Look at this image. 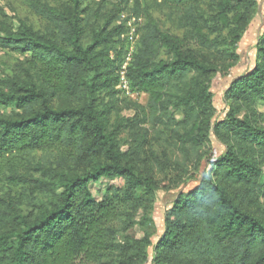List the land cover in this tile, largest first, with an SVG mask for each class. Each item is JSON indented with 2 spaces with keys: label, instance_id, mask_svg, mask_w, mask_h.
Masks as SVG:
<instances>
[{
  "label": "trees",
  "instance_id": "16d2710c",
  "mask_svg": "<svg viewBox=\"0 0 264 264\" xmlns=\"http://www.w3.org/2000/svg\"><path fill=\"white\" fill-rule=\"evenodd\" d=\"M59 1L30 4L44 28L22 23L0 36V48L23 57L0 79V183L18 191L0 195V264H264V33L219 121L211 91L239 63L258 1L161 0L184 36L152 17L141 26L128 77L146 106L116 89L127 51L121 14L141 16V2ZM120 102L139 115L113 127ZM121 127L132 135L127 151ZM212 136L225 147L219 158ZM190 167L199 179L157 235L155 173L182 181ZM102 179L124 186L99 201L91 184ZM45 195L52 200L33 202ZM138 217L154 234L127 235Z\"/></svg>",
  "mask_w": 264,
  "mask_h": 264
},
{
  "label": "rangeland",
  "instance_id": "374dc122",
  "mask_svg": "<svg viewBox=\"0 0 264 264\" xmlns=\"http://www.w3.org/2000/svg\"><path fill=\"white\" fill-rule=\"evenodd\" d=\"M36 1L43 2L51 7H60L62 3L59 0H0V36L4 35L3 28L14 27L19 28L22 23L27 24L35 30L44 28L45 22L39 17L30 7V4ZM121 0H110L108 7L111 8L113 5H118ZM141 2L143 24L147 22L148 17H152L159 27L171 34L183 37V31L178 28L177 21L174 17V10L164 5L161 0H138ZM259 3L258 11L253 19L252 23L248 27L243 39L239 43L238 53L240 54L239 63L231 69L229 74L221 75L218 74L212 83L211 91L214 94V105L217 109L216 120H222L228 111V105L225 101L227 91L232 85V82L254 67L257 55V43L259 37L264 33V0H257ZM135 3H131V6ZM123 14H129L124 12ZM121 14V16L123 15ZM122 19L120 20V22ZM19 59H23L17 53L12 52L9 49L0 48V79L3 78L16 64ZM120 91L119 85L116 88ZM120 99H124V95L120 93ZM133 102L137 105L146 106L148 95L143 92L134 93ZM10 110L8 111V113ZM261 113H264V105L260 109ZM139 115V110L136 105H128L126 102H120L117 110L112 116V126L116 127L121 123L123 118H133ZM243 114L240 116L242 117ZM117 139L120 142V146L123 151L129 150V145L132 142V135L130 131L121 127L117 135ZM212 157L219 158L224 151L225 147L217 140L215 136H212ZM153 151L157 152L159 156L162 155L161 150L155 147ZM143 158V159H142ZM144 164L151 162L145 155L141 157ZM206 166V164H204ZM189 170L188 176L184 177L181 181L179 179L180 174L178 172L156 174L158 191L156 196V203L150 218L157 224V235L163 232L164 219L166 212L172 207L174 200L181 191L188 190L194 187L198 181V174L195 173L192 168ZM159 172V171H157ZM180 183V184H179ZM175 184H178L177 188H174ZM124 182L122 179H102L96 184H91V190L94 198L102 200L109 188L123 187ZM18 191L10 184V182L0 183V195L11 193L16 195ZM34 203H47L52 200L51 195L37 196L34 197ZM263 202V200H262ZM29 208V206H25ZM25 212H30L28 209H24ZM24 212V211H23ZM137 224L127 232V235L139 239L144 237L146 234H154L152 223H144L140 217H138ZM123 235L119 236L122 240Z\"/></svg>",
  "mask_w": 264,
  "mask_h": 264
},
{
  "label": "built area",
  "instance_id": "2783aa9c",
  "mask_svg": "<svg viewBox=\"0 0 264 264\" xmlns=\"http://www.w3.org/2000/svg\"><path fill=\"white\" fill-rule=\"evenodd\" d=\"M122 22L124 21L127 26V51L124 61L119 71V89L121 94L125 97H134L132 92L130 79L128 77V68L133 60L134 53L137 48V41L139 39V31L143 25V18L141 16L123 14L121 16Z\"/></svg>",
  "mask_w": 264,
  "mask_h": 264
}]
</instances>
